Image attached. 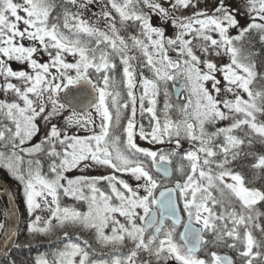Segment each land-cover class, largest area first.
<instances>
[{
	"label": "snow or ice",
	"instance_id": "6c2138e0",
	"mask_svg": "<svg viewBox=\"0 0 264 264\" xmlns=\"http://www.w3.org/2000/svg\"><path fill=\"white\" fill-rule=\"evenodd\" d=\"M209 3L0 0V167L55 246L33 264H264V0Z\"/></svg>",
	"mask_w": 264,
	"mask_h": 264
},
{
	"label": "trees",
	"instance_id": "16d2710c",
	"mask_svg": "<svg viewBox=\"0 0 264 264\" xmlns=\"http://www.w3.org/2000/svg\"><path fill=\"white\" fill-rule=\"evenodd\" d=\"M256 47L257 49H259V43H256ZM185 147H187V144H185ZM0 177L3 178L11 188L14 199L17 203L16 206H18L19 208L20 222L18 225V237L16 239V242L22 245L19 248H16L15 246L12 247L9 253L3 259L0 260V264H11L12 261H15V264H33L37 256L52 251L55 246L53 244L48 243V241L43 237L33 239L31 234L27 232L26 226L31 218H29L26 213V206L23 201L22 186L10 175V173L7 172L6 169L2 167H0ZM64 202L69 204L72 203L71 200L67 199L64 200ZM4 205L5 204L3 202V199L0 196V222H5L7 226V221L4 220L5 213L7 212V210L6 206ZM2 239V236H0V242L2 241ZM25 244H30V246H23Z\"/></svg>",
	"mask_w": 264,
	"mask_h": 264
},
{
	"label": "rangeland",
	"instance_id": "374dc122",
	"mask_svg": "<svg viewBox=\"0 0 264 264\" xmlns=\"http://www.w3.org/2000/svg\"><path fill=\"white\" fill-rule=\"evenodd\" d=\"M225 2H226V3H230V4H232V6H233L234 8H239V9H240V12L244 15V17L247 16V13H246V11H245V8L242 7L243 0H240L239 3L237 2V0H225ZM212 3H215V0H210L209 7H211V4H212ZM238 19H241V17L238 16ZM241 22L243 23V19H241ZM153 23H154V24H158L159 21L154 17V18H153ZM230 31H232V30H230ZM232 32L234 33V30H233ZM168 34H171V30H169V33H168ZM197 54H199V53H197ZM173 55H174V54H173ZM42 59H47V57H42ZM68 59L71 60L70 57H69ZM215 59H216L217 63L225 62V61L227 60L226 57H224V58H215ZM12 64H13L14 69H21V68H24V65L18 64L17 62H12ZM209 87H210V85H209ZM2 98H4V97H3L2 94H0V99H2ZM173 100L175 101V98H174V97H173ZM180 100H183V96L180 97ZM40 123H41L42 131H41V133L39 134V136H40V138H42V137H43V122L41 121ZM34 141H35V142H39V139L34 138ZM137 143H139L141 146H148V145L146 144V142L140 140L139 137H137ZM108 172H109V170H107V169L99 168V169L92 170V172H91L90 174L98 175V174H100V173H105V174H107ZM122 178L128 180V182H129L130 184L135 185V183H136V182H135L132 178H130L129 176H123Z\"/></svg>",
	"mask_w": 264,
	"mask_h": 264
},
{
	"label": "water",
	"instance_id": "95a60500",
	"mask_svg": "<svg viewBox=\"0 0 264 264\" xmlns=\"http://www.w3.org/2000/svg\"><path fill=\"white\" fill-rule=\"evenodd\" d=\"M0 195L3 199V202L5 203L4 206H6L7 212H10L11 210L15 209L17 213V216L15 218H11L8 220V226H12L13 228L18 229L19 211L13 199V195H12V192L9 186L1 178H0ZM13 246L14 245L8 247L7 252H6L5 247H4V241L2 240V242L0 243V260L7 255V253Z\"/></svg>",
	"mask_w": 264,
	"mask_h": 264
}]
</instances>
